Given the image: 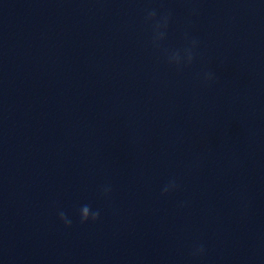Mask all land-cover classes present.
Masks as SVG:
<instances>
[{
	"label": "clouds",
	"instance_id": "9594fccd",
	"mask_svg": "<svg viewBox=\"0 0 264 264\" xmlns=\"http://www.w3.org/2000/svg\"><path fill=\"white\" fill-rule=\"evenodd\" d=\"M193 14L197 13V9H191ZM145 22L151 26V46L153 49L161 52L165 62L174 67L177 71H183L191 67L199 56L200 41L191 37L188 33L184 34V45L179 49H168L164 47V42L167 39L168 28L172 19L171 11L159 12L156 9H145ZM200 82L204 86H211L217 80L216 74L212 71H204L199 76ZM180 187L175 178L169 180L161 189V195L167 196L175 192ZM101 193L105 198H109L112 193V186L106 184L102 186ZM79 222L86 224L89 222L95 223L100 219L101 213L99 209H94L90 204H83L78 209ZM59 220L66 228H71L73 221L64 211L58 212ZM190 255L193 258L199 259L206 255V248L203 244L194 245Z\"/></svg>",
	"mask_w": 264,
	"mask_h": 264
}]
</instances>
